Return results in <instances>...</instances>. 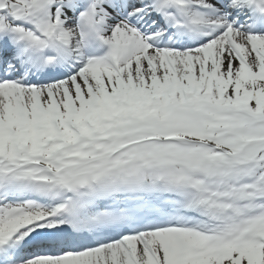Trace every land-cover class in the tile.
Listing matches in <instances>:
<instances>
[{
  "label": "snow or ice",
  "instance_id": "1",
  "mask_svg": "<svg viewBox=\"0 0 264 264\" xmlns=\"http://www.w3.org/2000/svg\"><path fill=\"white\" fill-rule=\"evenodd\" d=\"M0 264H264V0H0Z\"/></svg>",
  "mask_w": 264,
  "mask_h": 264
}]
</instances>
